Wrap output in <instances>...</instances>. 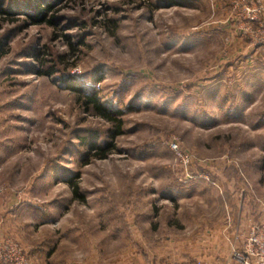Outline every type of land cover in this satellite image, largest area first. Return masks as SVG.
I'll use <instances>...</instances> for the list:
<instances>
[{
    "label": "rangeland",
    "instance_id": "obj_1",
    "mask_svg": "<svg viewBox=\"0 0 264 264\" xmlns=\"http://www.w3.org/2000/svg\"><path fill=\"white\" fill-rule=\"evenodd\" d=\"M34 1L0 0V237L26 264L241 241L264 217V0H43L51 25Z\"/></svg>",
    "mask_w": 264,
    "mask_h": 264
},
{
    "label": "built area",
    "instance_id": "obj_2",
    "mask_svg": "<svg viewBox=\"0 0 264 264\" xmlns=\"http://www.w3.org/2000/svg\"><path fill=\"white\" fill-rule=\"evenodd\" d=\"M257 18V17H256ZM255 17L250 19L256 20ZM263 28L264 25L262 24ZM261 44L264 45V33H261ZM176 148V146H174ZM232 264H264V217L251 224L241 243L232 244ZM27 258L22 246L11 237H0V264H26ZM164 264H175L166 262ZM194 264H210L204 259Z\"/></svg>",
    "mask_w": 264,
    "mask_h": 264
},
{
    "label": "trees",
    "instance_id": "obj_3",
    "mask_svg": "<svg viewBox=\"0 0 264 264\" xmlns=\"http://www.w3.org/2000/svg\"><path fill=\"white\" fill-rule=\"evenodd\" d=\"M43 0H35L32 5V10L34 11V13H38L36 16L42 15L43 17L47 16L49 13V17L48 18H44L42 22H46L48 24H53L54 23V19H55V13L53 12V7L51 3H43ZM27 14V18H29L31 21L30 22H40L41 19H35L34 15H32L31 13H26ZM41 18V17H40ZM48 74H52L53 70H49L47 72ZM86 103L88 105L93 106V108L100 114V116H102L103 118H106L107 120L111 119V116L105 112L104 108L99 104V102L94 98V97H89L86 99ZM120 121V120H119ZM122 125V122H119V125H117L118 130H120ZM81 139H83V137H81ZM109 146V144L107 143L106 148ZM103 148V147H99V148H94V146L91 144L90 145V149H93L95 152V155L102 157L104 156L103 154L105 153V151L109 150V148Z\"/></svg>",
    "mask_w": 264,
    "mask_h": 264
},
{
    "label": "crops",
    "instance_id": "obj_4",
    "mask_svg": "<svg viewBox=\"0 0 264 264\" xmlns=\"http://www.w3.org/2000/svg\"><path fill=\"white\" fill-rule=\"evenodd\" d=\"M244 223H245L244 227L246 228L245 230H246V232H248L251 224H253V223L252 222H250V223L244 222ZM227 240H228L227 241L228 246L227 247L224 246L225 247L224 249L222 248L223 246L220 245L221 246V247H219L220 249L219 248L215 249L216 247L213 248V246H212V249L209 248L208 250H206V246H207V244H209L210 241L209 240L207 242L204 241V247L205 248H203L198 253L199 255L197 256V260L204 259V260L208 261L210 264H232L233 263L232 244L235 243V244L239 245L241 243V241L238 242V240H236L235 235L230 236ZM188 260L189 259H184L183 263H181V264H190ZM166 262H173V261L168 260L165 262H156V263H151V264H164ZM195 262H193L192 264H194ZM173 263H175V262H173ZM175 264H177V263H175Z\"/></svg>",
    "mask_w": 264,
    "mask_h": 264
}]
</instances>
